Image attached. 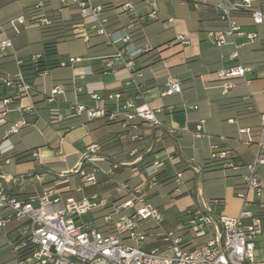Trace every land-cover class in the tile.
<instances>
[{
	"label": "crops",
	"instance_id": "1",
	"mask_svg": "<svg viewBox=\"0 0 264 264\" xmlns=\"http://www.w3.org/2000/svg\"><path fill=\"white\" fill-rule=\"evenodd\" d=\"M36 1L0 0V33L11 40V46L0 54V114L4 113L0 143L2 147L11 145L0 152V183L5 191L24 198L54 188L76 199L103 195L111 202L118 197L115 183L126 182L130 187L145 186L148 200L161 212L163 221L164 214L169 213L177 223L194 208L208 207L215 215L236 216L243 206L238 194L244 192L247 207L261 217L263 227V234L254 240L252 264H264V207L253 191L245 190L242 179L247 172L243 165L254 160L261 138L264 22L254 25L248 12L234 13L242 29L256 31L258 37L248 42L245 37L235 36L218 46L207 31L226 26L217 17L215 3L219 0H178L189 6V11L180 14L169 11L167 0H130L133 16L118 7L119 0H90L93 5H102L100 15L106 18L107 31L122 33L124 29L130 35V44L141 49L129 66L106 69L102 58L114 55L122 42L107 43L103 35L90 28L76 5H61L59 0H42L43 12L53 20L51 25L34 23ZM154 7L157 16L151 19L147 14ZM18 16L25 22L15 31L9 21ZM179 34L188 42L177 40ZM84 36L88 37L86 41ZM46 42L55 43L54 55H44ZM63 45L65 50H61ZM235 50L238 57L232 58ZM69 57L81 60L73 65H55L43 75L35 73V59L67 61ZM125 59H129L127 54ZM236 62L249 66L250 71L245 77H234L235 86L222 93L217 71ZM18 69L23 70L32 87L29 95H19L15 85L4 82ZM169 75L179 80L181 90L165 95L162 92ZM54 87L62 92L50 96ZM113 91H120L124 100L160 108L157 117L166 128L137 119L124 126L106 117L69 115L75 101L91 104V93L106 96ZM251 105L254 108H249ZM51 108L63 114L61 121L50 116ZM21 121L24 125L18 132H8L11 124ZM201 121L203 135L194 137L189 130ZM243 127L250 129L252 141L248 145L240 141L246 137L239 132ZM92 142L99 144V164L111 168L113 174L100 173L95 184H86L71 173L79 164L81 151ZM213 145L217 150L229 151L242 166L222 169L220 162L210 159ZM138 161L141 165L136 164ZM155 161L156 171L150 174ZM256 173L264 188V164L257 166ZM178 174L181 182L176 184ZM103 210L94 208L80 220L105 230ZM146 224L153 225L151 221ZM188 235L182 234L183 239ZM189 238L184 243L188 248ZM0 264H17L1 227Z\"/></svg>",
	"mask_w": 264,
	"mask_h": 264
},
{
	"label": "built area",
	"instance_id": "2",
	"mask_svg": "<svg viewBox=\"0 0 264 264\" xmlns=\"http://www.w3.org/2000/svg\"><path fill=\"white\" fill-rule=\"evenodd\" d=\"M119 1L118 7L133 16L131 1ZM59 2L61 5H76L80 15L88 20L90 28L103 35L107 43H123L122 48L114 55L102 58L106 69L129 66L131 58L141 52V49H135L130 44V35L124 29L122 33L106 30V18L100 15L102 5H93L90 0ZM43 7L42 0L33 4L32 21L44 26L51 25L53 20L43 12ZM215 9L218 19L226 23L223 29L207 31L215 45H223L228 42V38L233 39L235 36L245 37L248 42L258 37L256 31L243 30L233 14L248 12L254 25L262 24L264 0H219L215 3ZM147 16L156 18V9L153 8ZM24 22L25 19L18 16L11 19L9 24L17 31L18 25ZM83 38L85 41L88 39L87 36ZM176 39L182 43L188 42L182 34L177 35ZM10 46V38L0 33V54ZM126 54L129 59H125ZM231 57H238L236 50L231 53ZM80 60V57H69L67 61H59V65H73ZM248 71L250 67L240 62L218 70L217 77L222 93H227L235 86L234 77H245ZM43 74L44 72L40 73ZM245 81L248 83L249 80ZM4 82L6 85H15L19 95H29L31 92L32 87L20 69L11 78L4 79ZM180 90L179 80L169 75L162 94L169 95ZM59 92L62 89L54 87L50 89L49 95ZM90 98L93 101L91 104L75 101L70 106L69 115H85L88 119L106 117L109 120H118L124 126L137 119L155 127H165L157 117L160 108L124 100L120 91L109 92L106 96L91 93ZM249 108H254V105ZM3 114H0V123L4 122ZM49 114L55 121H61L64 117L57 108H51ZM23 125L24 121L15 122L8 127V132H18ZM259 126V150L252 162L243 165L247 172L242 179L245 190L253 191L259 205L264 207V188L256 173L257 166L264 164V153L261 152L264 149V114H260ZM189 132L194 137H201L202 121ZM239 132L246 134L245 138L240 139L244 145L251 143L249 128H240ZM131 138L135 139L137 136L131 135ZM2 145L0 143V152L11 148V145ZM212 148L210 159L220 162L222 169L235 170L242 166L231 157L229 151L217 150L214 145ZM98 151L99 144L92 142L80 153L79 164L74 171L86 184H95L100 173L109 176L113 174L111 168L106 169L99 164ZM157 164V161L153 163L155 168L150 174L156 171ZM36 178L40 179L39 175ZM175 182H181L180 174ZM114 190L118 197L111 202L108 196L103 195L76 199L70 194L63 195L54 188L41 194L31 193L19 198L5 191L0 183V227L3 229L5 244L12 248L17 264H252L254 240L263 234V227L261 217L247 207L248 201L244 192L238 194L243 206L236 216L215 215L208 207L194 208L187 210L173 229L162 230V214L148 200L145 186L130 187L126 182H116ZM214 202L220 204L219 200ZM97 207L104 209L101 219L105 230L80 220L81 215ZM147 221H151L153 225H147ZM11 224L13 226L9 228ZM178 232L181 234L177 235ZM186 233L191 234L188 239V245H191L189 248L184 246L186 240L182 237ZM200 240L203 242L198 243Z\"/></svg>",
	"mask_w": 264,
	"mask_h": 264
},
{
	"label": "rangeland",
	"instance_id": "3",
	"mask_svg": "<svg viewBox=\"0 0 264 264\" xmlns=\"http://www.w3.org/2000/svg\"><path fill=\"white\" fill-rule=\"evenodd\" d=\"M167 1H168L167 2L168 4L166 5V7L169 9V11H173L176 14H180L182 11H189V6L186 3L181 4L178 0H167ZM66 48L67 47L64 45L61 46V50H65ZM64 59L66 60V58H64ZM87 216L88 215H85V217H87ZM164 218H165V220L162 221V223H161V229L162 230H168V229L172 228L177 223L175 216L172 214L166 213V214H164ZM11 226H13V224H11L9 226V228ZM188 237H191V234L184 237V239H186Z\"/></svg>",
	"mask_w": 264,
	"mask_h": 264
},
{
	"label": "trees",
	"instance_id": "4",
	"mask_svg": "<svg viewBox=\"0 0 264 264\" xmlns=\"http://www.w3.org/2000/svg\"><path fill=\"white\" fill-rule=\"evenodd\" d=\"M54 53H55V43L54 42H46L44 44V55L45 56H52V55H54ZM32 63L34 64V70H35V73L37 75H39L40 73L48 70L49 68H51V67H53L55 65H59V61L56 60V59H50L49 61L44 62L41 58H38V59L33 60ZM20 70H21V72H22V74H23V76L25 78L23 70L22 69H20ZM149 163L150 162H147L146 164H149ZM136 164H140L141 165V162L138 161V162H136ZM71 174L76 175V171H73ZM12 253L14 255L13 250H12Z\"/></svg>",
	"mask_w": 264,
	"mask_h": 264
}]
</instances>
